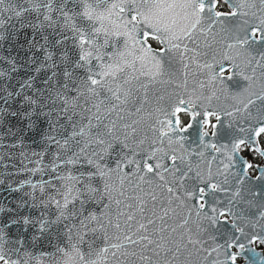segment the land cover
<instances>
[{
  "label": "snow or ice",
  "instance_id": "obj_1",
  "mask_svg": "<svg viewBox=\"0 0 264 264\" xmlns=\"http://www.w3.org/2000/svg\"><path fill=\"white\" fill-rule=\"evenodd\" d=\"M0 264H264V0H0Z\"/></svg>",
  "mask_w": 264,
  "mask_h": 264
}]
</instances>
